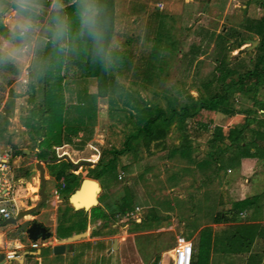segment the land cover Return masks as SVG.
I'll return each instance as SVG.
<instances>
[{
  "label": "rangeland",
  "instance_id": "obj_1",
  "mask_svg": "<svg viewBox=\"0 0 264 264\" xmlns=\"http://www.w3.org/2000/svg\"><path fill=\"white\" fill-rule=\"evenodd\" d=\"M71 1L62 0V3L65 5ZM258 2L264 0H113L112 34L109 39L106 38L109 56L104 59L110 88L115 92L119 89L118 85H121L123 91H129L133 98L146 103L145 108L151 107L154 102L160 108L166 109L167 104L173 102L177 109L181 102L195 101L199 95L203 96L201 83L210 78L215 66L222 63L232 64L237 58L245 61L252 56L251 50L256 45L258 34L251 30L252 27L249 28L245 18L254 21L252 19L256 15L253 12ZM42 5L41 14L37 17L38 31L35 34V42L27 58L0 63V114L7 119V126L0 136V146L4 150L9 149L8 154L11 156H18L15 152L22 149L32 150L35 133L23 128L21 118L27 116L32 105L29 103L31 92L36 100V93L41 91L43 79L54 75L53 66L49 67L48 50L56 44L51 40V25L47 22L49 11L55 9V3L54 0H45ZM242 6H247L249 15L246 17ZM70 13L71 42L68 48L63 50L64 53L58 45L55 48L61 51L66 61L85 58L89 45L88 41L80 42L75 39L78 29L76 7L72 8ZM11 15L10 6L0 13V28L3 29L0 31V37L5 39L9 38ZM72 16H76L77 21L73 20ZM246 40L254 42L235 49L237 43ZM245 47L250 50L249 53L240 52L236 55ZM81 70L76 66H69L67 71H64L69 75L65 82L72 81L75 86H85L87 79L82 80L84 77L79 76ZM71 74L75 79H70ZM24 78L26 83L22 82ZM29 82L33 91L29 88ZM87 85L91 90L94 87V83L88 82ZM258 98L264 101V88L260 90ZM85 102L91 106L88 100ZM242 103L243 107L250 105L248 101ZM234 105L237 108L240 104L234 102ZM96 106L97 119L91 140L80 148L70 145L54 148L55 157L56 154L65 152L73 163L85 158H96L91 156L92 151L88 144L94 146L99 153L110 146L119 148L123 134L132 131L136 126L138 111L135 118L131 119L126 117V110L117 108L105 111L104 101L96 102ZM152 109L153 107L149 111ZM113 113L116 117H112ZM257 116L264 117L263 112L257 111ZM244 120L243 115L225 118L221 114L200 111L180 130L175 124L170 125L163 141L150 142L148 146H144L142 141L135 143L134 154L130 152L121 156L116 169L105 172L97 180L100 186L97 199L113 205L126 197L131 200L132 205V209L126 214H131L117 216L114 221L97 227L98 234L110 237H89L93 230V226H90L85 230L86 236L82 239L51 241L48 246L74 243L78 247L74 248L76 252L71 255L61 259L58 256L59 260L54 259V263L120 264L119 255L106 257L103 249L109 250L111 240L124 238L121 242L123 250H131V246H134L142 264H152L156 257L158 264H170L167 250L162 251L172 247L175 236L181 235L194 244L197 264H256L254 254L261 249L260 241L254 240L251 245L248 242L252 240L250 235L258 237L264 234V171L261 161L243 158L236 166L226 164V158L235 152L231 147L222 157H218L219 166L221 165L219 169L213 167L211 170L208 165L209 169L204 167L200 172L177 155L170 159L165 157L171 148L184 143L193 150V156L200 159L207 151L215 128L220 129L222 143H214L224 147L228 144L224 138L226 130L238 127ZM253 129L251 125L245 130L244 140L250 137ZM261 146H264V143ZM19 157L14 172L20 168L34 169L37 160L30 156ZM94 166L95 164L81 165L75 171L70 170L72 174L77 175V183L68 193H62L60 182L47 176L44 169L45 180L49 178L44 186L45 200L48 201L34 212L37 221L52 229L47 218L53 212V201L61 200L59 205L63 207L67 204L71 207L64 198H68L78 189L82 179L94 180L93 171H90ZM117 171L123 173L121 180H117ZM31 172L33 174L25 180L30 187L27 192L23 190L28 193L24 194V198L38 200L37 172ZM174 172L179 174V181L199 182L204 193L192 200H163V188L158 186L178 181L174 180L175 177H170ZM237 179L243 187L238 188L235 185ZM52 190H56V194L51 193ZM217 197L220 200H217ZM242 198L254 200L251 205L244 207L243 220L237 219L229 225L222 224L224 229L212 228L211 225H217L214 223L215 216L221 211L229 210L233 201ZM23 220L31 221L32 218L24 217ZM78 220V215L71 218L73 222H80ZM13 226H0V232H3L4 240L11 247H17L18 244V249L14 248L16 251L26 252L31 241L23 233L19 236L12 235ZM76 229L75 225L73 230ZM35 241L38 245L41 242L39 239ZM40 251V258L48 263L47 252L43 247H40ZM123 257L125 256L120 255V259ZM3 258L1 256L0 261ZM27 264H32L31 260H28ZM260 264H264L263 259Z\"/></svg>",
  "mask_w": 264,
  "mask_h": 264
},
{
  "label": "trees",
  "instance_id": "obj_2",
  "mask_svg": "<svg viewBox=\"0 0 264 264\" xmlns=\"http://www.w3.org/2000/svg\"><path fill=\"white\" fill-rule=\"evenodd\" d=\"M43 1L45 0L41 2L43 3ZM98 2L103 8L107 25L106 38L109 39L112 34L113 0H98ZM75 7L76 4L73 0L64 5L63 12L68 21L71 17L70 11ZM246 7L243 10L245 17L248 13ZM253 13L256 15L255 18H251L254 21L246 20L249 28L252 27L251 30L258 34V39L255 40L256 45L251 50L253 52L252 56L245 61L237 58L232 64L222 63L215 66L210 78L201 83L200 87L203 96L199 95L193 102H181L177 109L173 102H169L166 109L160 108L153 102L150 105L153 109L149 111L151 107L145 108L147 107L146 103H141L142 101L133 98L130 92L123 91L121 85H118L119 89L114 92V89H111L107 82L105 60L94 56L92 42L79 38L77 34H75L77 41H88L89 45H87L85 58L66 61L61 51L55 49L56 45L49 47V67L53 66L54 75L43 79L41 91L36 93V100H34L35 96L31 92L29 103H32V105L28 109L27 116L21 118L23 128L35 133L33 148L36 149V152L30 158L43 161L47 176L62 184L60 191L62 193L70 192L77 183V175L69 172L72 165L68 161L55 157L54 148L63 145L80 148L88 142L96 122L97 99L105 98L109 110L114 108L118 100L123 106L130 105L133 110L139 113L136 117V126L132 131L123 134L119 148L110 146L100 151L94 168L90 170L93 171L92 179L96 181L105 172L114 171L121 156L130 152L134 154L135 148L133 145L135 143L138 144L142 141L144 146H148L150 142L163 141L170 125L175 124L180 130L185 124L190 123L192 118L198 115L200 111L221 114L225 118L243 115L245 120L238 127L226 130L224 138L228 141V144L224 147H219L214 143L216 141L222 143L220 129L215 128L213 138L207 146V151L203 153L200 159H196L193 156V150L184 143L178 147L171 148L165 156L166 159L177 155L200 172L204 170V167L207 168L208 165H210L211 170L213 167L219 169L221 165L219 166L218 157H222L226 150L232 147L235 152L232 156L226 158V164L229 163L231 166H236L240 159L251 158L261 161L264 171V146H261L264 143V117L257 116V111H262L264 115V101L258 98L260 90L264 88V2H258ZM54 15L55 9L50 10L49 21L47 22L49 25L52 24ZM72 17H74L73 20L77 21L76 16ZM1 30L3 29L0 28ZM252 42L254 41L246 40L237 43L235 49ZM62 52L64 53V51ZM240 52L249 53L250 50L245 47L239 50L236 55ZM69 66H76L79 70L82 69L79 73V76L84 77L82 80L85 78L95 79L94 93H87L85 86H82L83 88L75 86V83L71 80L70 83L65 82L66 77L69 75H66L64 71H67ZM70 79H75L72 74ZM30 82L29 88L33 91ZM83 83L85 84V82ZM86 100L91 103L90 107L86 104ZM244 101L250 103L249 107L242 106ZM234 102H239L240 105L235 108ZM251 125L254 129L250 132V137L244 140V132ZM6 126L7 119L0 114V136ZM15 154L25 156L20 150L15 152ZM62 155L64 156L66 153L63 152ZM95 160V157L90 158V162ZM57 166L59 168H56ZM31 175L30 168H20L13 172L14 189L17 194L23 192L26 184L25 180ZM178 176L179 174L177 175L174 172L170 177H175L174 180H177ZM64 199L67 202V197ZM252 201H254L252 198H242L233 201L229 210L221 211L215 216L214 223L229 225V223H234L237 219L243 220V217H245L243 215L245 212L244 207L251 205ZM131 209V200L126 199V197L118 200L113 205L104 203L103 200H97V205L91 207L88 212L81 209L73 210L66 204L62 208H57L54 237L60 240L68 238L72 234L82 233L85 231L87 224L95 226L97 229L100 225L104 226L109 221H114L117 216L126 215ZM31 215H34V212ZM76 215L79 216L80 222L71 221V218ZM75 225L77 229L74 231L73 227L75 228ZM98 235L97 230H93L90 232L89 237ZM250 237L252 238L248 242L250 245L253 244L254 240H264V234L258 237L252 234ZM168 249H164L162 252ZM262 256L261 250L254 254L256 264H260ZM157 262L158 257L155 258L152 264H158ZM191 264H197L194 244Z\"/></svg>",
  "mask_w": 264,
  "mask_h": 264
},
{
  "label": "clouds",
  "instance_id": "obj_3",
  "mask_svg": "<svg viewBox=\"0 0 264 264\" xmlns=\"http://www.w3.org/2000/svg\"><path fill=\"white\" fill-rule=\"evenodd\" d=\"M78 18L77 36L92 42L93 55L104 60L109 56L106 47V20L98 0H73ZM55 15L49 29L51 40L60 50L68 48L72 39L70 23L63 12L62 0H54ZM9 38L0 37V63L26 59L38 31L37 17L41 14V0H0V13L9 9Z\"/></svg>",
  "mask_w": 264,
  "mask_h": 264
},
{
  "label": "crops",
  "instance_id": "obj_4",
  "mask_svg": "<svg viewBox=\"0 0 264 264\" xmlns=\"http://www.w3.org/2000/svg\"><path fill=\"white\" fill-rule=\"evenodd\" d=\"M243 8L245 6H242ZM249 14L247 13V16ZM247 20V18H246ZM90 82V83H94V87L91 89L88 88V85L87 83ZM85 87H86V90H87V93H94L95 92V79L94 78H87L86 80V84H85ZM129 92V91H127ZM98 101H104L105 102V111H108V105H107V100L105 98H99L97 99V103ZM120 103V105H119ZM116 105H114V108L113 109H121L122 111L126 110L128 111L127 114H126V117L127 118H131V119H134L135 118V113L136 111L132 109V107H130V105H126V106H123L122 103L120 101H116L115 103ZM110 111V110H109ZM135 111V112H134ZM119 113V112H118ZM115 116V113H113L112 117ZM125 117V116H124ZM96 119H97V113H96ZM25 129V128H24ZM92 136V134H91ZM91 140V137L89 139V141ZM63 146H66V145H63ZM21 153L25 156H32L35 152H36V149L32 148V150H20ZM26 152V153H25ZM30 152V153H29ZM65 156V155H64ZM24 157V156H23ZM19 155L18 156H13V161L15 163V165L18 164L19 162ZM61 159H64L66 160V158H61ZM35 160V159H34ZM68 161V160H66ZM69 162V161H68ZM79 162V161H78ZM70 163V162H69ZM43 167V174H44V165L42 166ZM72 170V168L70 169ZM69 172L71 173L72 171ZM30 171H33V169ZM14 172V170H13ZM33 174V173H32ZM47 175V174H46ZM179 177V176H178ZM45 179V177H44ZM49 179V178H48ZM45 180V184L49 181V180ZM30 180H32V177L30 178ZM178 181H176L175 183H171L169 185H166V184H162L161 186H158V187H161L163 188L162 190V194L164 195V198L163 200H192V199H196V197H200V195H202L204 193V190L203 188L199 185V182H182V181H179V178L177 179ZM95 181V180H94ZM97 182V181H96ZM90 185V190L85 192L84 189H85V185ZM98 184V183H97ZM235 185L239 188V187H243V185L240 183V180L237 179V181L235 182ZM99 186V184H98ZM28 187H30V184L26 183L25 186H24V189L23 190H26L28 189ZM100 188V186H99ZM95 191V188L93 187V184L91 183H85L84 186H83V190L82 192L79 194V196L77 198H75L76 200L74 201L75 202V207H80L82 206V203L80 204H76L78 203V201H84V200H87L90 195ZM53 192V190L51 191V193ZM156 193V192H155ZM154 193V194H155ZM20 194H23L22 195H18V197L16 198L15 202H16V207H17V212L27 208L28 206H33L34 204H36V202L38 200H32L31 197H28V198H24L26 197V195L28 193H25L24 191L21 192ZM26 194V195H24ZM46 196V195H45ZM36 197V196H35ZM26 200H24V199ZM200 198H198L199 200ZM98 200V199H97ZM217 200H220L218 197H217ZM48 200H45L44 203H47ZM61 204V200H54L53 201V206L51 207L53 209V212H51L49 215H48V220L49 222L51 223V226H52V229L50 228H47L45 226V228L50 232V237L48 239L45 240V244L42 245V246H39L38 248L36 249H31L30 247L28 248V250L26 252H20V251H16L14 248L18 249V244H17V247L16 246H13L11 247L9 243H7L5 240H4V234L3 232H0V257H4L3 255L7 252H15L19 257L16 261H12V262H8V261H5L4 258L3 260L0 261V264H27L28 263V260L30 261L31 260V263L33 264H55L54 262L56 260H59V258H57L58 256H60V259L61 257H65V256H68V255H71L73 253H75L76 251L74 250V248H78L76 245L77 244H67V245H70L71 248L68 250L67 249V245H65V251L62 253V254H59V255H54L52 254L51 252V247L52 246H48V244L52 242H57V239H55L54 237V227H55V223H56V212H57V208L58 207H62V205H59ZM42 206V204L39 206L38 210L40 209V207ZM29 208V207H28ZM45 208V207H44ZM73 209V208H72ZM44 210V209H43ZM42 210V211H43ZM74 210V209H73ZM41 211V210H40ZM39 211V212H40ZM88 212V210L86 211ZM127 215V214H126ZM244 215V214H243ZM26 217H30V219L32 218L31 221H28V223H31V222H36L37 224H40L41 226L44 227V223L40 222V221H37L36 219V216L35 215H28ZM243 217V216H242ZM23 220V219H22ZM21 220V221H22ZM20 221V222H21ZM2 222V221H1ZM0 222V223H1ZM18 224V223H17ZM17 224H15L13 227H11V232L13 234ZM91 225L90 224H87L86 225V229H88ZM212 228L214 229H222L223 228V225H220V224H217V225H211ZM92 229L95 231L97 230L95 228V226L92 227ZM91 230V231H93ZM85 232V231H84ZM83 232V233H84ZM24 235V234H23ZM74 235V234H72ZM90 235V233H89ZM26 237V235H24ZM128 236V235H126ZM181 236V235H180ZM106 237H110V236H101L100 234L96 237H92V238H98V239H104ZM69 238V237H68ZM67 238L65 239H60L58 240L59 242H63V241H66ZM115 240V245H113V241ZM190 240V239H188ZM30 241V240H29ZM42 241V240H40ZM44 241V240H43ZM111 244H110V247H109V250L108 249H103V253H104V256L106 257H116L117 255H119V261H120V264H142L138 258V256L136 255L137 252L135 251V247L131 246V250L130 249H127L126 251L123 250V246L121 244L122 241H124V238H121L120 240H116V239H113L111 240ZM191 241V240H190ZM37 242V241H35ZM192 242V241H191ZM193 244V243H192ZM30 246V244H29ZM40 247H43V249H45V251L47 252V259L49 260V262H44L41 258H40ZM127 247H130V246H127ZM171 248V247H170ZM170 248L167 250L166 253H168V251L170 250ZM260 250L262 251L263 253V256H262V259H264V240L260 241ZM115 249V250H113ZM15 250V251H14ZM169 255H172V252H169L168 253ZM120 255H124L125 257H123V259H120ZM193 255V254H192ZM26 257H28L26 259ZM124 258L126 261H124ZM25 259L27 261V263H25ZM56 259V260H54Z\"/></svg>",
  "mask_w": 264,
  "mask_h": 264
},
{
  "label": "built area",
  "instance_id": "obj_5",
  "mask_svg": "<svg viewBox=\"0 0 264 264\" xmlns=\"http://www.w3.org/2000/svg\"><path fill=\"white\" fill-rule=\"evenodd\" d=\"M26 81V78L22 79L23 83H26ZM87 146L92 151L91 156H96V160L94 162H90L91 157L82 160L88 162V164L94 165L97 162L99 152L94 146L90 144H88ZM8 153L9 149L4 150L0 146V220L2 221L8 218H12L16 215L17 207L15 200L19 195L14 189L13 170L15 167V163L13 161V156L9 155ZM62 153L63 152H61L60 155L56 154V157L60 158L62 156ZM65 157L69 160L67 154L65 155ZM122 178V171H117V180H121ZM25 191L27 192V189ZM52 193L56 194V190H53ZM129 214L131 213H128L125 216H128ZM44 244L45 240L41 241L39 245L37 244V242L31 241L29 247L31 249H36ZM169 252H172V255L168 254L170 264H191L193 244L190 240L178 235L175 236L173 246L170 248L168 253ZM18 257L19 256L15 252H7L4 254V260L8 262L16 261Z\"/></svg>",
  "mask_w": 264,
  "mask_h": 264
},
{
  "label": "water",
  "instance_id": "obj_6",
  "mask_svg": "<svg viewBox=\"0 0 264 264\" xmlns=\"http://www.w3.org/2000/svg\"><path fill=\"white\" fill-rule=\"evenodd\" d=\"M64 158H66L65 156H63ZM70 164L72 165V170L75 171L77 170V167H80L81 165H88V162H85L83 160L76 162V163H72L71 161H69ZM42 164H44L43 161H37L34 164V169L33 171L37 172V177H38V181H39V188L37 191L38 194V201L36 202V204H34L32 207H29L25 210H21L19 212L16 213V215L12 218H8L3 220L0 223V226H5V225H9V224H17L19 221H21L24 217L30 215L31 213L35 212L38 210L39 206L41 204H43L45 202V193H44V186H45V179H44V174H43V167ZM87 182V183H93L95 185V191L90 195V197L82 202V206L76 208L75 206V198L76 195H78V193H80V191L82 190L83 184ZM100 191V188L97 184L96 181H92L91 179H82L78 189L75 190L72 194H70L67 198V202L68 204L71 205V207L74 210H83V211H87L89 210L91 207H94L97 205V193ZM73 200V201H72ZM77 201V200H76ZM81 202L78 201V203L76 204H80ZM20 233H23L24 235H26V238L30 241H35L37 239L39 240H46L50 237V232L43 226H41L40 224H37L36 222H31L28 223L27 220H22L21 222H19L13 232L12 235L14 236H19ZM85 233H79V234H74L72 236H70L69 238H67V240L69 239H82L84 238ZM113 245H115V240L113 241ZM65 245L63 244H56L53 245L51 247V252L54 255H59L62 254L65 251ZM71 248L70 245H67V249L69 250Z\"/></svg>",
  "mask_w": 264,
  "mask_h": 264
},
{
  "label": "bare ground",
  "instance_id": "obj_7",
  "mask_svg": "<svg viewBox=\"0 0 264 264\" xmlns=\"http://www.w3.org/2000/svg\"><path fill=\"white\" fill-rule=\"evenodd\" d=\"M89 180H90V179H89ZM92 181H94V180H92ZM85 183H87V182H85ZM85 183H84V184H85ZM84 184H83V186H84ZM91 184H93V183H91ZM93 187L95 188V185H94V184H93ZM82 190H83V187H82ZM82 190L80 191V193L82 192ZM88 190H90V186H87V184H86V185H85V189H84V191L87 192ZM80 193H78V195H76V198L79 196ZM72 201H73V200H72ZM84 201H85V200H84ZM80 202L82 203L83 201L80 200ZM85 236H86V234H85ZM85 236H84V237H85Z\"/></svg>",
  "mask_w": 264,
  "mask_h": 264
}]
</instances>
